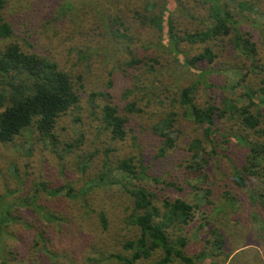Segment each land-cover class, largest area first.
Returning <instances> with one entry per match:
<instances>
[{
    "label": "trees",
    "instance_id": "obj_1",
    "mask_svg": "<svg viewBox=\"0 0 264 264\" xmlns=\"http://www.w3.org/2000/svg\"><path fill=\"white\" fill-rule=\"evenodd\" d=\"M6 1L0 42L14 34ZM135 2L143 13L127 21L126 0H110L112 26L77 37L92 40L77 61L106 76L91 79L105 81L99 90L25 38L1 43L0 264H264V0ZM57 6L61 15L71 2ZM93 50L105 62L91 64ZM111 76L128 84L122 107L106 90ZM71 110V123L82 110L113 145L85 149L81 129L60 141L56 122ZM231 120L235 132L224 133L220 123ZM138 140L155 145V158L186 146L174 175L182 186L149 172ZM228 141L237 160L224 154ZM67 158L71 177L51 184Z\"/></svg>",
    "mask_w": 264,
    "mask_h": 264
},
{
    "label": "rangeland",
    "instance_id": "obj_2",
    "mask_svg": "<svg viewBox=\"0 0 264 264\" xmlns=\"http://www.w3.org/2000/svg\"><path fill=\"white\" fill-rule=\"evenodd\" d=\"M109 1L110 0H70L71 9L62 11L61 15H59L57 6L59 0H7L4 6V12L8 21L12 24L14 34L11 38H7V40H3V42H0V46L1 43L3 44L11 39L17 40L19 44L22 45L25 38L27 42L33 45V50L49 55L51 59H54L59 64V66H61L64 70H67L69 74H73V76L81 75L82 81L85 84L86 88L89 89L93 86L94 88L99 90L101 84L105 81L98 85L97 83H93L91 79H99L100 81H103L106 80V76L104 75L103 77L102 75L100 78H98L101 71L99 69L97 70V67L94 66L90 68L92 70V73L89 74L86 71V62L77 61V52L82 50L86 45L91 44L92 40L90 38H87L85 41L82 38L81 41H78L77 37L80 31H83L85 29H87L88 31L89 29H92L95 33H101L103 32L102 30L104 26H112L110 20L112 11H108V9L106 8V5ZM54 10L55 13L53 20H50L49 22H41L43 20V16L51 15V12H54ZM134 11L143 13V8L142 6H138L135 0H126V12H128L127 21L133 16ZM99 13H101V15L103 16V23L99 19ZM102 13H108V17L104 16ZM37 20L39 23L34 24ZM100 42L104 43V45L108 47L114 48V46H112V39L107 35H105V38L100 36ZM95 43H99V40H96ZM95 43H93V45H95ZM107 51L109 52V48H107ZM228 57L229 56H224L221 57V59H226ZM89 60H91V64L94 62L103 63V60L105 62V57L103 56V58H101L100 54L93 50L91 52ZM173 65L174 64H172V62L169 60L165 64V66ZM182 72L183 69L181 70L172 68L171 70V73L173 75H177L178 77L182 75ZM110 79L113 84V89L110 91L109 88H106V90L109 94H111L112 99L116 100L115 104L122 107V101L121 103L119 101L121 100V92L126 89L128 84L122 85L118 83L116 76H111ZM250 83L253 82L250 81ZM228 95L230 96L231 93L228 92ZM80 98L85 100L86 95L84 93H81ZM96 101L99 104L102 103V105L106 103V100H104V98L102 97H97ZM84 106L83 108H85ZM262 107L263 105L261 106V110ZM73 112L74 111L71 110L69 112V115L59 117L56 122L55 129L57 137L60 141H70L76 134V131L78 129H81V131H83L86 136L85 149H89L91 147L92 149H94L96 146L103 144L109 147L113 145V143L108 139L107 136L94 134L93 129L89 128L86 123L87 120H89L91 117L86 116V113H83L82 110H79V117L81 119L79 126L78 123H71L70 116L73 115ZM232 123L233 120L226 121L224 123L221 122L219 126L224 133L235 132V126ZM90 140L93 142L92 145L89 143ZM104 140L105 142H103ZM138 145L139 148L136 151L140 153L142 162L149 167V172L153 174V176L157 178L162 177L163 179H165V181H176L179 186H182L177 180H175L174 175L177 174L179 177V175L182 173L181 169H178L176 166L178 162L182 161L186 156V146L184 144H178L177 147L175 146L173 149H171L172 153L165 159L162 157L155 158V145H153L152 143H148L147 145L146 143L144 144V142H140L138 140ZM236 145L237 144L235 142L228 141V143L226 144L227 149L224 151V154L231 153L237 160L240 153H234L237 148ZM59 148L60 145H58V149ZM3 149L5 148L0 146V157ZM95 158L96 156L93 159ZM31 163L33 166L39 163L38 154L36 153V151L31 157ZM63 169L64 171H62ZM70 169L71 167L68 164L67 158L65 159L64 168L61 167L60 173L63 174V178L56 177L57 174L55 171L51 172L47 178L51 184L60 183L62 180H66V178L71 177ZM78 181L79 180L75 178L74 182ZM151 185L153 186L155 184L151 183ZM156 186L157 184L154 187ZM162 192L173 196L187 195L184 189L180 192H177L169 188H165ZM21 236L25 237L23 236V234H21ZM147 264H150V262H147Z\"/></svg>",
    "mask_w": 264,
    "mask_h": 264
}]
</instances>
